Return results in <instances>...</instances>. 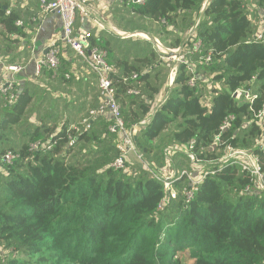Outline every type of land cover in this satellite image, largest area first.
I'll list each match as a JSON object with an SVG mask.
<instances>
[{
	"label": "trees",
	"instance_id": "obj_1",
	"mask_svg": "<svg viewBox=\"0 0 264 264\" xmlns=\"http://www.w3.org/2000/svg\"><path fill=\"white\" fill-rule=\"evenodd\" d=\"M8 6V0H0V25L9 35L25 36L28 25L21 12L8 11ZM129 6L130 14L161 24L168 37L179 34V20L188 22V28L200 20L197 39L202 42L201 52L189 54V63L179 66L176 87L154 112L152 100L142 92L139 96L126 94L136 82L129 79L124 83L123 78L138 74L141 91L144 84L151 87L150 81L158 77L153 74L161 75V70H152L151 75L144 71L146 57L128 67L115 59L110 41L90 36L92 44L106 50L116 67L122 112L126 103L133 110L131 115H123L127 126L141 122L133 108L138 106L145 118L154 112L150 124L138 129V149L148 156L160 151L152 142L168 130V138L180 147L195 141L200 159H216L214 149L253 148L264 135V118H258L264 106V43L255 40L258 25L249 18L244 0H146L144 5L132 2ZM18 21H23V27ZM185 41L178 37L171 46L182 47ZM183 47L192 51L194 45L189 40ZM64 58L57 75L49 70L43 75L70 88L84 82L82 74L93 76L76 59ZM75 64L79 78L71 73ZM193 76L197 83L192 87ZM204 76L212 84L209 96ZM218 84L220 88H216ZM241 89L257 98L237 99L234 94ZM36 96L37 86L32 83L11 105L0 97V154L13 151L18 155L12 165L0 162V243L12 249L11 258L2 264H264V192L233 197L232 189L242 191L252 185L239 167H215L216 173L205 177L190 204L180 195L159 211L166 195L162 182L146 171L133 176L112 168L119 155L113 142L119 136L110 133L113 121L109 116H101L90 129L75 133L70 128L79 121L71 115L59 124L46 113L32 122L28 142L17 149L11 146L10 134L24 124ZM208 98L211 109L201 103ZM52 122L55 128L50 127ZM69 134L76 137L71 148ZM37 141L51 143L53 148L31 153L30 144ZM82 144L90 145L89 156L76 157ZM253 154L264 168V146L255 147ZM160 156L158 153V159Z\"/></svg>",
	"mask_w": 264,
	"mask_h": 264
},
{
	"label": "built area",
	"instance_id": "obj_2",
	"mask_svg": "<svg viewBox=\"0 0 264 264\" xmlns=\"http://www.w3.org/2000/svg\"><path fill=\"white\" fill-rule=\"evenodd\" d=\"M129 4L134 3L138 5H144L146 0H128ZM107 0H39V10L42 17L49 14H56L59 16L63 23V35L59 39L54 38L47 45V54L39 57L36 60L35 78H40L45 70H49L58 74V71L62 65L63 49L62 44L68 47L75 54V58L79 59L80 62L85 66L86 70L93 76L97 81V88L99 91L98 105L95 108H90L87 115L81 119L80 122L75 123L71 126L70 131L79 133L82 128L90 129L91 123L101 116L111 117L113 124L109 126V131L112 134H117L120 137V142L117 144V150L119 152L118 157L112 164V168L116 170H122L126 166V162L131 154L136 153V133L139 128L147 127L152 119L153 113L150 117L141 121L139 125L134 127H128L122 112V105L118 98V92L116 87L115 75L116 67L109 62L108 53L106 50L94 46L90 39V34L85 30L79 28L77 30L78 23L82 25L89 24L90 26L104 28L100 22L96 19L99 12L105 8V3ZM98 7V11L96 8ZM206 4L204 5V8ZM35 20V19H34ZM200 24V20L196 21V24L191 27L187 36L189 40L194 45L193 50L185 49L182 47L171 48L166 47L161 40L158 38H150L144 34H128L119 33L116 34L123 39L130 38H141L153 43V48L156 53L160 54V58L164 63L171 68L170 74V85H174L179 72V66L181 64L189 63L188 56L191 53L201 52L202 42L197 39V28ZM17 25L23 27V21H18ZM261 28V29H260ZM260 32L255 36L256 42L264 43V20L260 25ZM259 31V30H258ZM208 62L211 61V56L206 59ZM22 67L19 65H13L7 67V70L12 73H18L21 71ZM194 74V71L191 70ZM71 73L80 77V70L76 66L73 67ZM67 79H70V75H67ZM129 79H133L136 82V86L131 85L127 89L126 94L128 96H139L141 94L140 85L141 82H137L139 75L134 73L132 78L124 77L123 82L128 83ZM197 83L196 76H193L190 85L193 87ZM244 95L249 101L256 99V96H251L249 92L243 91ZM237 98L240 97L241 91L236 92ZM0 97H3L8 105L13 104L17 99V88L14 81L7 80L0 84ZM167 98L162 102L158 103V107H161L165 103ZM205 107H209V102L206 100L202 103ZM258 118H264V106L263 110L259 113ZM231 117L224 123L222 130L228 127L229 121L232 120ZM69 147H74L76 144V137L69 134ZM196 142L191 141L187 147H183L186 152L185 155L191 160L193 165H196L201 159L195 152ZM53 148L51 143L44 144L41 141L33 142L30 144L31 153H40L42 151H50ZM180 146H178V149ZM232 147H228L226 151L229 156L226 159V164L220 169L228 166H237L250 178L252 185H248L245 189L246 193H251V186L260 187L261 192L264 191V168L260 159L255 154L247 156V154L236 152ZM229 151H233L230 153ZM171 150H166V160L170 163V157L172 156ZM18 158V155L13 151H8L4 154H0V162L5 165H12L14 161ZM216 171L211 173H205L204 177L200 180H194L193 175L187 171L182 173L181 178H186L190 180V185L185 188L183 193L186 203L190 204L194 199L195 194L199 191V186L203 183L205 177L209 174H214ZM156 179L163 183L164 191L166 193L165 197L161 201L158 210L163 211L173 200L178 199L179 194L176 193L172 187L176 185L177 180L174 177L168 179L167 181L163 178L156 177Z\"/></svg>",
	"mask_w": 264,
	"mask_h": 264
},
{
	"label": "rangeland",
	"instance_id": "obj_3",
	"mask_svg": "<svg viewBox=\"0 0 264 264\" xmlns=\"http://www.w3.org/2000/svg\"><path fill=\"white\" fill-rule=\"evenodd\" d=\"M32 1H36V0H32ZM244 3H245L246 11L249 15V18L252 20L254 25H256V24L258 25L259 31L256 33V35H257L261 29L260 25H261L262 21L264 20V17H263L264 16V1H263V4H261V5L259 4V0H244ZM38 12H39V15H41L40 10H38ZM35 13H36V11L34 12V14ZM34 14H32V16ZM22 20L23 21H26V20L29 21L30 19H29V17H23ZM196 21H199V20H196ZM128 25L130 27H126L124 30L129 31L130 33L131 32H141V33H148L149 32V34H147V35H150L149 36L150 38L152 37L151 35H153V36L157 37L159 40H161V42L166 47L170 46L171 48H178V47L171 46L175 43V41L178 37H181V39L182 38L185 39L186 40L185 44H187L189 41L187 34H188L189 30L191 29V28H188V26H189L188 22H186L185 20H183L181 22V20H179L178 25H177V27L179 28V31H180L179 34H177L175 37L173 35H170V37L165 36L166 37V39H165L164 34L160 33V30H162V28L161 29H159V28L155 29V25H157V24H156V22H153L151 20H145V19L136 20L135 23H133V24H130L127 21V25H123V26H128ZM144 30L147 32H143ZM185 31H187V32L185 33ZM150 32H152V34ZM1 33L5 36V33L2 32V29L0 27V50L5 48L7 45V44H5L6 43L5 39L8 40L6 38V36L4 38L1 35ZM133 41H136V42H133ZM144 43H146V44H144ZM183 46H182V48H185ZM129 47H132V49L137 48L140 51H143V53H145L146 55H150L151 51L154 50V48L152 50L153 45L151 42H149V41L147 42V40H144L141 38L130 39L129 44H127L126 46H121L118 49H120L121 52L125 53L129 49ZM179 47H181V46H179ZM187 48H189V47H187ZM154 52L155 53L151 54L150 60H148V58H146L147 65L143 64L142 68L144 69V71L145 70L149 71L150 75L153 73L152 70H157V69H160L162 73H161V75L160 74H153V76L158 75V77L154 78L150 81L151 87L147 86L145 84L142 85L141 92L144 94V97L146 99L152 100L153 105L152 106L150 105V109L155 112L159 108L158 103H162L166 98L168 99L169 95L171 94L172 90L176 87V85L175 84L172 86L170 85L171 68H169L164 63V61L160 58V54H157L155 50H154ZM69 54H71V53L69 52V50H67L66 56ZM138 57H141V55H139ZM70 58L76 59L73 55H71ZM74 59H73V61H75ZM76 60L80 64V62H79L80 60L79 59H76ZM192 65H193V69H196V64L193 63ZM152 67H154V68L152 69ZM164 70H166V71L164 72ZM82 77H83L82 81H84V82H82L81 85H78V86L74 85V87H71V88L67 87L65 85H61V84H59V82L53 81L52 79H50V81L45 82L46 86L42 87V86H39L40 84L36 85L38 88L37 89V99H36L37 101L34 105V108L26 116V118L24 120V124L21 126H16L12 132L14 139L17 140V142L19 143L18 147L29 141V139H28L29 136L27 133H29L28 131L34 125L32 123V119H34L33 118L34 116H36L37 119L40 120L41 116H43L44 114L46 115V113H49L50 115L55 116L57 118L58 123L60 124L63 121L62 119L67 116V115H65V116L62 115V113H64V112L70 113L68 110L72 109L71 112H73L75 115V118L74 117H72V118L76 121H80L81 118L85 115L86 110H88L89 107H91L92 105H95L97 103V101H98L97 100V97H98L97 96V87L93 81L94 80L93 77L86 74V73L82 74ZM203 80H204L203 82L205 83V85H204L205 93L208 95V93H209L208 90H211L212 84L207 83V81L209 80V77L204 76ZM190 81H191V79H190ZM190 81H189V85H190ZM47 83H49V84H47ZM195 85H196V83H195ZM47 86H50V87L46 89L45 87H47ZM81 86H83V87H81ZM220 87L221 86L219 84H218V86H216V88H220ZM240 91H241L240 97L237 98L236 93L234 94V96L239 100H241L242 98L246 99V95H244L242 93L243 91H246V90L241 89ZM155 96H156V98H155ZM251 96H253V95H251ZM254 96H256V95L254 94ZM43 98H44V100H43ZM40 100H41V102H40ZM207 100L209 102L208 109H211L212 102L209 98ZM205 101L206 100L203 99L201 101V103H204ZM39 102H40V104H39ZM58 102L60 103V107L61 106L63 107L62 108L63 112L57 111V103ZM69 102H73L74 105L73 104H71V105L75 106V108H73L72 106H71L72 108L68 107L67 103H69ZM137 108H138V106H137ZM137 108H133L134 111L136 112L135 113L136 117L139 118L140 121L145 120L146 116H143L140 109L137 110ZM132 111L133 110H132V108H130V104L126 103L125 110L123 111V115L129 116L132 114ZM260 125H261V123H260ZM50 127L55 128V123H53V122L50 123ZM138 133L139 132H137L136 135ZM169 133H170V130L166 131L163 138H161L159 140H155L152 142V145L154 147H159L161 149L160 151L158 149H156L151 153L150 156H148V155H144L143 152H141L137 148L136 153H133L130 155V157L128 158V161L126 162L127 163L126 166L122 170L127 171L128 173L132 174L133 176H139L143 171L144 172L146 171V173H148L152 178L156 179V177H160L166 181L168 179H171V177H174L179 181L176 182V185L175 186L173 185L172 188L174 190H176V193L179 194L178 197H180V195L184 196L183 193L185 191V188L191 184L190 180L187 179V177L180 179V177L182 176V173L184 171L191 173L193 175L194 180H196V181L200 180L202 177H204L205 173H211V172L216 171L215 167L221 168L222 166H224L226 164V161H227L226 159L228 158L229 154L226 150L224 152L223 150H220V149H214L213 151L215 153V156L217 157L216 159L209 160V158H203L196 165H193L191 160L185 155L186 150L183 147H180L178 149L179 145L174 144L172 142L171 138H168ZM119 142H120V137L117 141L115 140L113 142V144L116 145ZM258 145L264 146V135H262L261 138L256 141L253 148L247 149V148H243V147L242 148L237 147L234 150L236 152L244 153V154H247V156H250L251 154H253V149L255 147H257ZM89 149H90V145H88V144L81 146L79 148L80 155H76V157H83L82 156L83 154H85V156L86 155L89 156V154H88L89 151H87ZM210 149H212V148H210ZM166 150H171L173 153L172 156L170 157V163H167V160H166ZM229 152L233 153V151H229ZM158 153H161V156L159 159H158ZM73 156H75V155H73ZM240 170H241V168H240ZM241 172L244 173L242 170H241ZM263 174H264V171H263ZM179 183H181V186L177 187V185ZM263 183H264V179H263ZM246 187H245V189H246ZM263 187H264V185H263ZM245 189L240 191L239 188H234V189H232L231 195L233 197H237L242 192L246 193ZM251 189H254L251 191V193L255 192V191H257V193H261V191H259V190H261L260 187L251 186ZM246 194H249V193H246ZM10 250H12V249H6V247L0 243V264L7 262L11 258V257H9V254L11 253ZM185 264H189V263L187 262Z\"/></svg>",
	"mask_w": 264,
	"mask_h": 264
},
{
	"label": "crops",
	"instance_id": "obj_4",
	"mask_svg": "<svg viewBox=\"0 0 264 264\" xmlns=\"http://www.w3.org/2000/svg\"><path fill=\"white\" fill-rule=\"evenodd\" d=\"M9 6L6 8L8 11L11 9L21 12V17H29V21L26 20L24 22L27 23V27L25 28V36L22 35H9L6 33L4 28L0 25L2 32L5 33V36L8 40L5 39L6 47L0 50V84L3 82H6L7 80H11L15 82L16 88H17V96L22 92V90L28 85L34 83L39 86H46L45 82L50 81V79L47 76H41L40 78H35V69H36V60L45 55V52L47 50V45L50 41H52L54 38H61L63 35V23L59 16L52 13L45 17H42L39 15V0L32 1V0H8ZM128 0H107L105 3V8L99 12V15L96 16V19L100 22L104 28L94 27V26H88L87 24L82 25L81 23H78L77 30L79 28L85 30L87 33H89L91 36L92 34H95L96 37H101L107 41H110V48L113 50L115 59L123 61L125 64H127L128 67H131L135 64H138V56L141 55V57L148 58L150 60L151 54L146 55L143 53V51H140L139 49L135 48L131 51H128L123 53L120 51L121 46H126L127 43H130V39H123L119 35L116 34V31L119 33H128V34H144L147 35L148 33H141V32H129L127 30H124L128 26L127 21L130 24L135 23L136 20H141L139 17H137L134 14H130V6H129ZM98 11V7L96 8ZM36 13L34 14V12ZM32 14H34L32 16ZM35 19V20H34ZM155 29H161V24L156 23ZM137 30V29H136ZM162 30H160V33H163ZM152 34V32H150ZM1 35L5 38V36L1 33ZM150 36V35H147ZM152 39L157 38L153 35H151ZM10 38V39H9ZM164 38L166 39L165 35ZM136 42V41H133ZM148 42V41H147ZM62 44V49H64L63 57L64 59H71L70 56L73 55L75 57V54L73 51L69 50L65 45ZM146 44V43H144ZM153 45V44H152ZM170 47V46H169ZM153 49V48H152ZM69 50L71 54L66 56V51ZM158 54V53H157ZM74 59V58H73ZM80 62V61H79ZM81 64V62H80ZM13 65H19L22 67L21 71L18 73H12L7 70V67L13 66ZM79 65V64H78ZM74 66L77 67L75 64ZM143 67V66H142ZM78 68V67H77ZM120 71H122L119 68ZM166 70H164L165 72ZM83 72H85L83 70ZM93 77V76H92ZM39 79V80H38ZM41 79V80H40ZM94 79V80H93ZM93 81L96 84L97 87V81L95 79V76L93 77ZM42 84V85H41ZM49 84V83H47ZM50 86L45 87L46 89ZM62 88V87H61ZM38 89V88H37ZM57 95V94H56ZM97 100L99 99V91L97 88ZM37 97V96H36ZM3 100V99H0ZM36 98L33 101L32 105L30 106V110L34 108V105L36 103ZM98 105V101L96 103ZM62 106L60 107V103H57V111L63 112ZM70 113H62V115H68L75 118V115L73 112H71V109L68 110ZM28 113V112H27ZM28 115V114H26ZM25 115V117H26ZM77 117V116H76ZM32 122H35L37 119L36 116L33 117ZM61 119V118H60ZM81 121V120H80ZM79 121V122H80ZM9 144L13 146L14 148H18V142L14 139L12 133L10 134V141Z\"/></svg>",
	"mask_w": 264,
	"mask_h": 264
},
{
	"label": "water",
	"instance_id": "obj_5",
	"mask_svg": "<svg viewBox=\"0 0 264 264\" xmlns=\"http://www.w3.org/2000/svg\"><path fill=\"white\" fill-rule=\"evenodd\" d=\"M47 52H48V51L46 50L45 54H47Z\"/></svg>",
	"mask_w": 264,
	"mask_h": 264
},
{
	"label": "bare ground",
	"instance_id": "obj_6",
	"mask_svg": "<svg viewBox=\"0 0 264 264\" xmlns=\"http://www.w3.org/2000/svg\"><path fill=\"white\" fill-rule=\"evenodd\" d=\"M36 65V64H35Z\"/></svg>",
	"mask_w": 264,
	"mask_h": 264
}]
</instances>
